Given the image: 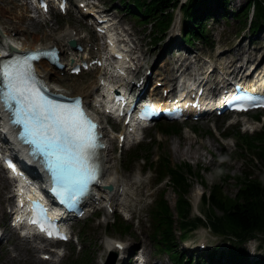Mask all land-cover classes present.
Instances as JSON below:
<instances>
[{
	"label": "rangeland",
	"instance_id": "374dc122",
	"mask_svg": "<svg viewBox=\"0 0 264 264\" xmlns=\"http://www.w3.org/2000/svg\"><path fill=\"white\" fill-rule=\"evenodd\" d=\"M245 2L246 0H231V9L243 8V6L246 4ZM100 5L109 8H115L117 6L119 7V9H117V18L122 20L123 25L124 27L126 26L130 37L135 38V40H137V43L144 52V58H146L148 61H152L157 55L158 48L160 49V53H163L162 56L165 55L164 52L166 48V43L170 40L169 38H167L163 43L151 46L150 39L146 36V24L139 23L135 18H133V16L127 14L124 8L120 5L119 1L100 0ZM24 9L25 6L21 5L16 0H0V45H2L3 42L9 38L7 36H11L6 31L7 29L11 30L12 26H10V24L15 25L16 23H19L22 14H25ZM78 13L79 12L74 15L69 14L65 18L60 15L56 17L53 14L52 17L48 16L47 18H45V20L43 18L38 20L24 19L25 25L28 26L30 31L22 32L20 33L21 35L13 33V36L11 37L15 38L18 43L30 42V40H34L35 45L37 42L42 43V41L44 40L51 41L54 37H57L59 34L64 32L65 29L75 27V29H78H76L77 31H80L81 29L82 31H80V33L85 39H87L88 34L90 33L83 29L85 23L78 19ZM8 22L10 24H8ZM207 30L209 31L208 40L205 41V43H198L197 45L192 47V50L199 53L212 52V49H208V45L213 44L214 46H216V52H214L213 50L212 54H218L220 51L228 49L224 48L225 45H231L230 48H233L235 50L231 57L232 59H235L237 57L236 47L240 43V39L239 37H236V33L239 32V30H241V32H247L246 30H244V21L231 20L230 23H226L225 21H219L217 23L210 22L207 25ZM176 32H178V30ZM263 33L264 28L260 30L258 34L247 32V34L252 37L249 39V41L244 42L243 46H245L248 50L252 51L257 47V43ZM173 35L174 33L170 32L172 40ZM15 39L11 38L10 41H15ZM182 53H184V51H182ZM174 57H177V54H175ZM156 60L157 59H155L154 67H158ZM158 61H160V59ZM174 65L175 63H173L170 68H173ZM158 71L159 70L157 69V72ZM63 73L64 71L60 73L57 72V74L61 75L63 78V82H61V85L65 92H68L66 91L68 89L69 91H73L75 89L88 87L91 84L97 85V75L99 74L98 72L84 73L78 77L69 75L63 76ZM244 130H246V127H244ZM156 135L157 133H151V136ZM162 139V150L163 152L165 151L166 153L170 154L173 164L178 165L181 163H191L194 169L196 170L195 173L198 169H203L200 177H194L190 179L192 188L188 197L192 200L194 204V213L200 214V216L204 215V211L202 210V204H200L197 209V203L194 202L193 198H197V195L199 194L203 195L204 192L208 193L210 189H212L216 184L222 186L223 192L230 197H235L238 190L241 189L238 184H228L223 180L222 177H218L222 169L217 172L216 169L218 167V164L222 161H225V159L218 150L220 147L217 143H213L208 138H192L188 131L182 133L180 137L162 136ZM109 144L111 146V142H109ZM191 144L193 145L190 146ZM216 146L218 149L216 148ZM201 147L206 148L203 149ZM175 150H178L179 154H175ZM188 151H190V153H188ZM126 153L127 152L118 157L114 156L115 160L109 162V171L107 178L109 179L112 173L114 174L116 169L122 172V175L124 176V179L126 181L128 178L129 182H127V190L129 193V197H127L126 202L130 204V207L127 208L128 213H125V216H122L128 222L135 224V232L126 236L117 235V231L114 232L112 229L110 232H108L106 230L105 224L107 222H112V216L107 217L106 215H104L103 217H100L97 220L93 219L92 221H95V223L87 226V229L90 232V242H92V249L90 252V264H108V262L111 260H114V264H118L119 259L115 258V256H113V252L108 249L107 243L112 240L126 242L129 247L128 253H131L132 255L134 254L135 249L141 248L143 254L150 261L156 260L158 261L157 264H174L172 258H169V256L165 252H158V248L152 240V236L150 233L151 227L149 224V216L153 207L152 201L158 198L160 192L166 188V185L155 187V176L152 172L143 173V171L141 170V165H135L132 170L128 171L129 168L127 167V164H124V159H126ZM159 153L160 151L158 150L155 151L154 154L157 156ZM243 155L245 158L249 159L250 162H254L253 157L249 153L241 152L238 156L232 157V159L228 163H226V166L229 168L232 167L231 171H238L237 173H240L244 168V165H246L243 161ZM172 157L174 158V161ZM196 157H199V159L196 160ZM194 175L196 176V174ZM3 184L4 183L0 181V194L2 196L0 197V215L4 214L3 209L5 205L11 202V199L8 198L10 195L7 193L5 188L2 187ZM202 184H204L205 186H203ZM185 196L186 194H182V197ZM166 198L174 212H172V215L176 214L177 203L181 200L172 188H169L167 190ZM140 208L143 209L140 211ZM132 213L134 219L128 220L130 214ZM193 217L194 216L192 215V218ZM137 219H139V221ZM176 230L179 239V248L177 249L179 252L185 253V258H188V256H190L189 254L192 247H197L200 244L199 242L204 237H206V240H208L209 242L208 245L210 246H215L217 244H221L222 242H226L227 240H229V238L226 237L216 236L213 232H211L209 226L199 228V230L192 233L189 238L186 239L179 238L181 231L178 228ZM255 239H257V243L260 246L259 252L264 253V236L258 235ZM188 243H191L193 246L188 248ZM14 256V253L12 255L7 254L6 248H1L0 264H41L39 263L40 259L38 257H36L37 261L28 260L29 257L25 254V252H23L22 254V259L24 263L14 262ZM9 257L10 259H8ZM79 257L81 258V254L78 255L75 253L73 256H69L67 258V262L78 264L77 259H79ZM203 258L204 257L202 256V259ZM196 262L199 263V261L194 260V263Z\"/></svg>",
	"mask_w": 264,
	"mask_h": 264
},
{
	"label": "snow or ice",
	"instance_id": "6c2138e0",
	"mask_svg": "<svg viewBox=\"0 0 264 264\" xmlns=\"http://www.w3.org/2000/svg\"><path fill=\"white\" fill-rule=\"evenodd\" d=\"M38 55L41 54L0 63V102L11 113L12 123L20 126V138L33 145V151L43 153L59 194L74 200L98 180L100 166L96 157L100 145L96 124L87 117L78 98L67 105L44 94L32 64ZM9 166L14 167L11 162ZM33 222L41 223L43 230V222ZM53 230L50 224L49 236ZM56 235H60L58 230Z\"/></svg>",
	"mask_w": 264,
	"mask_h": 264
},
{
	"label": "trees",
	"instance_id": "16d2710c",
	"mask_svg": "<svg viewBox=\"0 0 264 264\" xmlns=\"http://www.w3.org/2000/svg\"><path fill=\"white\" fill-rule=\"evenodd\" d=\"M172 2L173 0H133L135 10L132 7V9L129 7L128 10L133 14L138 10L147 20L154 19V33L158 35L162 34L164 29L169 26L172 14L161 17L155 16L164 9L170 6L172 7ZM228 2L229 0H195L188 7L187 13L192 15V20L195 21L194 24L197 26L202 22V17L207 16L211 12L212 8L209 6L215 4L216 7L224 10L222 14H226ZM249 2H254L257 5V16L264 18L262 0H249ZM198 10L201 12H198ZM199 35L197 33V36ZM254 150L264 156V148L254 147ZM159 168L163 177L166 175L171 176L174 184L173 189L176 190L180 198H183L182 194L186 193L190 188L189 179L185 175H182L184 174L183 169H181L180 174H174L168 160L163 161ZM185 168L187 170L191 169L190 166H186ZM244 184H246L244 186L245 190H240L234 199L224 195L222 187H216L211 196L212 212L208 215V221L212 224L215 233L223 236L230 235L239 244L257 234L264 235V182L244 181ZM183 202L185 201L177 204L178 213L180 216L187 218V203ZM218 209L222 211V215L220 216L216 212ZM199 224L205 223L202 219L198 218L196 221L190 224H184L183 226L185 229L188 228V225L195 228ZM153 225L156 230V235L160 236L169 245L171 250L176 249L178 242L177 232L175 230L176 223L172 219L169 205L162 199L155 206ZM121 228L123 229V227ZM219 254L220 251L215 250L210 253V257L212 260H215ZM229 255L231 257L227 264H264V257L251 263L248 258V253L243 247L233 248L229 252ZM209 264L216 263L210 262Z\"/></svg>",
	"mask_w": 264,
	"mask_h": 264
},
{
	"label": "bare ground",
	"instance_id": "6f19581e",
	"mask_svg": "<svg viewBox=\"0 0 264 264\" xmlns=\"http://www.w3.org/2000/svg\"><path fill=\"white\" fill-rule=\"evenodd\" d=\"M24 19H25L24 17H21L19 23H16L15 25H12V24H10L8 22V24H10V26H12V28H11V30L7 29L6 32L9 35L13 36V33H15V34L17 33V34L21 35L20 33H22V32L30 31L28 26L25 25ZM178 21H179V19L177 20V22L175 23V25L173 27V30L175 32H176V29H177ZM262 35L263 36L260 37V40H259V42L257 44L256 51L254 52V56L262 58L264 60V33ZM178 37H179V33L176 35V38H178ZM71 39L76 40L77 44L86 46V42L87 41H85V39L80 35V33L75 28H73V29L72 28L65 29L64 32L59 34L57 37H54L53 40H51V41H45L44 40V41H42V43H38L37 42L34 45V40H30V42H22V43H20L21 44L20 46H21L22 50H26L28 48H35V47L40 46V45H42L43 48H49V47L57 46L63 52V56H64V54L66 52V47L68 46L67 43ZM244 41H245V39H242L241 43H243ZM6 43H7V41L4 42L3 46ZM7 46L10 47L11 44L9 43V44H7ZM238 46H240V44ZM69 50L71 51L72 57H73V59L75 61V64L80 63L82 60H88L91 57V53H84L81 50H76V51L72 50V49H69ZM168 50H169V47H167V49L165 50L164 53H166ZM184 50H185V48H182V49L181 48H176L174 52L170 53L169 58L170 59L173 58L175 54H181L182 51H184ZM232 52H233V50L230 49V48L224 50L219 55L218 60L229 58L230 55L232 54ZM97 58H98V60H101L102 55L101 54L99 56L97 55ZM66 59H67V56L63 57L62 58V62L66 63ZM143 61L146 62L147 60L144 58ZM238 61H240V59H238L237 62ZM154 63H155V60H152V61L147 63V66L150 68V65H153ZM67 64H68V66L70 68L69 70H71L72 69V67H70L71 62H69ZM161 66L166 68L167 64L163 63ZM263 66H264V63H263ZM143 67H144V65L141 62L140 65H139V69H140V73L142 75L145 72V70L142 71ZM93 70H99V69L96 68V69H93ZM38 71H39L41 76L46 81H49L48 82L49 84H51L53 81L60 82V81L63 80L62 77L58 76L56 70L53 67H50V65L47 62L42 61L39 64V66H38ZM57 71H58V73H60V70H57ZM167 71L169 72V69H167ZM147 80H148V77L145 78V81H147ZM240 80H243V79L240 78ZM145 81L138 88L132 87V89H134V90H136L138 92L142 91L143 90V84L145 83ZM158 82H162L161 78H159L157 80V83ZM167 86L169 88L172 87L171 84H167ZM210 86H211V83L206 84V87H210ZM94 87H96V86L95 85H89L88 89L84 90V91H82L83 90L82 88L81 89H75L73 91H69V89H68L67 91L71 92V93L70 94H67L65 92L64 93L67 94V95H70V96L81 95L84 98V101L87 103V102L90 101L91 91L94 89ZM259 87H261V85L259 83L254 86V88H259ZM248 88H252V87H248ZM155 99L156 100H160V99H162V97L155 98ZM174 101H175V104H176V100L175 99H174ZM180 103H181V101L177 102V106L180 105ZM188 153H190V151H188ZM175 154H179V151L175 150ZM1 157L4 158V156H1ZM196 159H199V157H196ZM108 171H109V168L106 167L105 175H106V173ZM104 185H112L113 186V191L111 193L107 194L110 197V200H109L110 201L109 202L110 206L113 207V208H116L119 205H122L123 200H124L123 199V195L120 193V187L122 186V181H121V177H120V174H119L117 169L115 170L114 174L112 173L110 178L105 181V184H102L101 186H104ZM125 194L129 195L127 192ZM114 246H116L115 243L108 242V249L109 250L113 249ZM21 248H22L21 246H17L16 247L17 250H20ZM35 252H36V250H34V249L32 251H30V255L34 259H35Z\"/></svg>",
	"mask_w": 264,
	"mask_h": 264
}]
</instances>
